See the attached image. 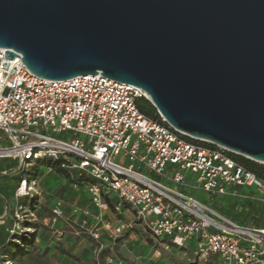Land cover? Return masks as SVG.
I'll return each mask as SVG.
<instances>
[{
    "label": "built area",
    "instance_id": "obj_1",
    "mask_svg": "<svg viewBox=\"0 0 264 264\" xmlns=\"http://www.w3.org/2000/svg\"><path fill=\"white\" fill-rule=\"evenodd\" d=\"M142 99L148 100L142 89L102 75L41 79L19 57L10 59L0 49V160L18 164L16 198L28 191L41 196L37 179L22 175L25 170L45 160L60 161L87 183L100 210L109 209L104 198L116 195L115 211L127 205L155 239L182 248L196 240L199 262L218 258L222 264H264V227L239 225L213 203L181 189L193 186L211 196L264 203V179L229 150L188 141L160 114L159 120L147 117L138 107ZM146 169L155 177L144 174ZM8 175L0 171V177ZM51 218L71 222L63 200L55 202ZM85 226L83 231L101 238L99 229ZM17 229L15 224L7 232L18 236ZM161 256L155 251L153 259ZM107 264L116 261L110 257Z\"/></svg>",
    "mask_w": 264,
    "mask_h": 264
},
{
    "label": "water",
    "instance_id": "obj_2",
    "mask_svg": "<svg viewBox=\"0 0 264 264\" xmlns=\"http://www.w3.org/2000/svg\"><path fill=\"white\" fill-rule=\"evenodd\" d=\"M0 49L44 80L140 88L173 129L264 165V0H0Z\"/></svg>",
    "mask_w": 264,
    "mask_h": 264
},
{
    "label": "rangeland",
    "instance_id": "obj_3",
    "mask_svg": "<svg viewBox=\"0 0 264 264\" xmlns=\"http://www.w3.org/2000/svg\"><path fill=\"white\" fill-rule=\"evenodd\" d=\"M1 163L7 166L8 161L0 160ZM10 166L13 170L9 172V175L0 177V264H97L96 259L101 256L98 247L110 246L109 241L113 242V238H117L116 246H146V250L142 252L146 264H210L199 262L193 249L179 247L169 240L155 239L146 223L136 218L127 205L122 207L121 214L116 212L112 204L116 205L118 199L104 198L109 209L100 210L91 199L87 183L78 181L79 178L73 169L64 168L56 161L39 162L22 174L27 178L37 179L38 192L41 196L28 191L30 195L16 198L15 192L21 174L17 169V162H12ZM61 169L63 171H60ZM143 173L155 177L147 169ZM188 177L189 182L194 184L195 177L191 174H188ZM181 189L203 203H213L218 211L239 225H244L247 221L249 226H255L258 223V228L264 227V203H253L231 196H211L193 186ZM58 199L64 200L68 213L77 215L80 210H83V216H88L86 211L93 215L94 217L91 218L89 215L91 225L96 223L97 217L102 218L103 223H100V227L110 234L108 240H97L88 234L83 235L84 240L80 245L77 241L72 246H90V250L86 248L78 253H71L70 249L60 247L64 246L65 242L56 241L57 238H52L53 235L49 233L54 232L52 227L61 226L59 220L53 222L51 218V208ZM33 202L40 208L38 212ZM46 216L50 217L49 221H45ZM3 221L7 225H1ZM15 224H18L17 239L11 237L12 242L2 246L9 237L6 232L1 231V228L6 226L12 228ZM74 227L78 229L75 225ZM80 230L85 232L83 229ZM37 234H42L41 239L43 236L46 237L43 240L45 245L49 246L53 243L52 246H57V252L43 254L38 247L31 246L37 243ZM155 251H160L162 254L158 261L152 258ZM111 258L116 261L114 257ZM116 264H118L117 261Z\"/></svg>",
    "mask_w": 264,
    "mask_h": 264
},
{
    "label": "crops",
    "instance_id": "obj_4",
    "mask_svg": "<svg viewBox=\"0 0 264 264\" xmlns=\"http://www.w3.org/2000/svg\"><path fill=\"white\" fill-rule=\"evenodd\" d=\"M8 161L7 166L5 164H0V171L6 170L8 172H11L13 170V167H11V163L14 161H10V160H4ZM91 195V194H90ZM118 199L116 205L120 202L119 198L114 195L111 194L110 196L107 197V199ZM92 199V196H91ZM64 201V200H63ZM65 203V202H64ZM114 207L116 206L115 204H113ZM54 206V205H53ZM52 206V208H53ZM51 208V209H52ZM40 208H38V210H36V212L39 211ZM65 212L67 217L69 218V220L71 221L70 223H66L65 221H60L61 222V226L59 227H52V230L54 232H49L51 233L53 236H51L52 238L56 237V241L61 240L62 242H65L64 246H60L66 249H70L71 253H78L86 248L89 249L90 246H72L75 243L80 242L79 245L81 244L82 240H84V236L83 235H88L87 232H82L80 229H82V224L83 222H86V226L85 229L87 230H92V229H99L100 233H101V238L103 241L108 240V236L110 235L108 232H104V228L100 227V223H103L102 218H96L95 219V224L91 225L90 224V218L94 217L93 215H90L87 211L86 214L88 216H83V210H80V213L78 212L77 215L73 214V213H68L66 211V207H65ZM122 212H120L119 214H121ZM90 215V218H89ZM3 218V217H1ZM50 217L46 216L45 217V221H49ZM231 219V218H230ZM51 223V222H50ZM1 225H7L5 224V222H1ZM74 225L78 228L75 229ZM7 226L1 228V231L6 232L7 230ZM119 232V229H118ZM42 234H37V243L31 245L34 247H38V249H40L39 251L42 250L43 254H51V253H56L57 246H52L54 245L53 243H51L49 246L45 245V243H43L44 239L46 238L45 236H43L41 239L40 236ZM113 242L109 241L110 246H100L98 247V252L101 255L98 259H96L97 264H107V261L109 259V257H114L117 261L118 264H146L147 262L145 261V258L142 255V252L146 250V246H116V241L117 238H113ZM12 240H7L6 242L3 243L2 246H6L8 245L9 242H11ZM71 245V246H70ZM59 247V246H58ZM185 249H193L195 251L196 249V240H191L188 241L184 247ZM90 250V249H89ZM92 252V251H91ZM153 258V255H152ZM158 261V260H156ZM216 261H218L219 263H217ZM210 264H222V262L219 261L218 258H214Z\"/></svg>",
    "mask_w": 264,
    "mask_h": 264
},
{
    "label": "trees",
    "instance_id": "obj_5",
    "mask_svg": "<svg viewBox=\"0 0 264 264\" xmlns=\"http://www.w3.org/2000/svg\"><path fill=\"white\" fill-rule=\"evenodd\" d=\"M138 107L140 109V111L146 115L147 117L151 118V119H154V120H159L160 119V116H159V113L157 112V110L154 108V106L146 99H142V100H139L138 101ZM188 141L190 142H194V143H197V141L195 140H192L190 138H187ZM201 143V142H199ZM233 157L239 161L241 164L245 165L250 171H252L253 173H255L258 177H260L261 179H264V166L261 165V164H257L255 162H252L246 158H243V157H240V156H237V155H233ZM59 165L62 164V162H57ZM60 171H63V169H61ZM31 178V177H30ZM78 181H83L82 179H79ZM19 182H20V177H19V181H18V185H17V188L19 186ZM84 183V182H82ZM16 193V192H15ZM107 198V197H106ZM113 205V204H112ZM33 206H35V203L33 202ZM39 207H36V210H38ZM113 208H114V205H113ZM245 223H247V221H245ZM258 225V223L256 224ZM8 229V228H7ZM6 233L9 237V240L11 239L12 236H10L6 230ZM13 237H18V236H13ZM17 239V238H16ZM12 242V241H11Z\"/></svg>",
    "mask_w": 264,
    "mask_h": 264
}]
</instances>
